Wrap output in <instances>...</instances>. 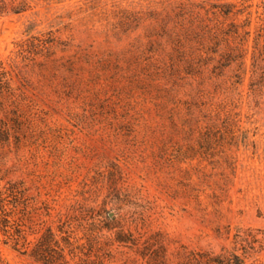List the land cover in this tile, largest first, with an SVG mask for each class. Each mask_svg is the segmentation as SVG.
I'll use <instances>...</instances> for the list:
<instances>
[{
    "label": "rangeland",
    "instance_id": "obj_1",
    "mask_svg": "<svg viewBox=\"0 0 264 264\" xmlns=\"http://www.w3.org/2000/svg\"><path fill=\"white\" fill-rule=\"evenodd\" d=\"M12 190L1 264H264V0H0Z\"/></svg>",
    "mask_w": 264,
    "mask_h": 264
},
{
    "label": "trees",
    "instance_id": "obj_2",
    "mask_svg": "<svg viewBox=\"0 0 264 264\" xmlns=\"http://www.w3.org/2000/svg\"><path fill=\"white\" fill-rule=\"evenodd\" d=\"M164 26L167 28L168 31H171V33H174V35L176 34L177 31L173 30L172 28H168V21H166V25ZM174 41L177 46L175 47L177 53L180 54L181 52H183V50H180V48H182L183 46L182 38L176 36V38H174ZM11 196L14 201L10 199ZM18 202L19 199L17 191L12 190L11 194H6V192L0 191V225L4 228V230H7L8 226H10L11 224L12 216L14 215V212L19 205ZM10 204L13 205L12 209H9ZM52 235L50 236V240L53 239ZM129 236L130 235L126 233H122L118 236V240L129 241L132 238ZM236 237L239 238V240L241 241L243 240V236L240 233L236 234ZM242 249L243 252H240L239 249L236 247L229 248L224 246L220 251H215L213 249L184 250L179 252V257L181 260L178 262V264H245L247 257L246 254L248 251L245 246H243ZM45 251H43V255H45ZM59 256L61 259H63L59 264H70L69 261L65 259V255L63 253H60ZM150 257L151 259L155 260L154 263L150 264H166L165 253L161 254L160 251H156L154 253L153 251V253L150 254ZM1 263L2 261L0 260V264Z\"/></svg>",
    "mask_w": 264,
    "mask_h": 264
}]
</instances>
